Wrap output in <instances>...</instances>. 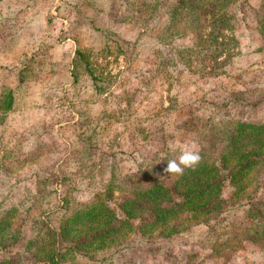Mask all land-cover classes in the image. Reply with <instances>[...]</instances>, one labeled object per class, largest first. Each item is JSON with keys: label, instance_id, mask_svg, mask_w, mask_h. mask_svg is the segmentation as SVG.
I'll list each match as a JSON object with an SVG mask.
<instances>
[{"label": "rangeland", "instance_id": "rangeland-1", "mask_svg": "<svg viewBox=\"0 0 264 264\" xmlns=\"http://www.w3.org/2000/svg\"><path fill=\"white\" fill-rule=\"evenodd\" d=\"M128 1L0 0V52L14 54L11 60L0 55V105L8 90L12 95L11 108L0 111L5 125L0 134V214L16 206L14 219H24L19 239L0 252V259L32 263V255L24 251L25 241L47 233L38 218L48 215L47 224H57L62 214L57 203L61 204L59 197L66 187L76 186L79 190L70 194L86 200L90 197L82 192L86 184L97 185L110 174L135 169L143 164L138 154H161L163 144L179 151L196 150L195 133L203 127L201 102H216L224 92L240 90L245 98L242 106L228 114L262 118L260 105L250 104L264 92V34L257 22V15L264 14V0H239L228 8L242 51L229 67L230 76L199 80L179 68L172 71L170 87L156 68L164 61L167 71L174 69L171 45L158 43L154 31L165 24V13L175 0H159L155 9V4L145 7L141 0H132L131 7ZM140 8L145 10L143 15H138ZM128 13L134 15L132 19H121ZM133 41L137 45L132 46ZM186 43L187 38L175 41ZM76 48L83 51L95 80L76 59ZM73 60L74 79L68 72ZM167 93L176 95L177 102L173 109L162 111ZM161 135L165 143L158 141ZM86 154L87 169L91 161L98 164L101 158L106 167L80 181L74 172L79 156ZM48 171L68 177L64 185L46 183L53 190L41 200V210L52 212L25 214L30 200L19 201L27 188H34L37 176L46 177ZM29 174V180L15 181ZM230 191L224 183L222 195ZM261 194L260 189L251 198ZM114 196H119L117 191ZM243 210L231 206L209 224L169 237L131 234L124 247L69 252L60 264H264L263 246L248 244L224 252L214 248V240L249 224Z\"/></svg>", "mask_w": 264, "mask_h": 264}, {"label": "trees", "instance_id": "trees-1", "mask_svg": "<svg viewBox=\"0 0 264 264\" xmlns=\"http://www.w3.org/2000/svg\"><path fill=\"white\" fill-rule=\"evenodd\" d=\"M147 1H151L152 6ZM157 1L141 0L145 7L151 8L155 4L152 9H155ZM237 1L175 0L168 7L165 24L154 31L158 43L171 45L174 69L167 71L164 61H160L156 68L157 73H163L165 80L169 81L168 87L171 86L172 71L179 68L195 74L199 80L231 75L229 67L234 58L242 54L228 10ZM127 3L131 7L134 5L132 0ZM144 12L140 8L138 15ZM131 16L134 15L124 14L121 19H132ZM257 16L259 32L264 34V14ZM180 38H187L188 43L175 44ZM137 43L133 41L130 44L135 46ZM74 55L95 80L89 62L84 60L83 51L76 48ZM71 65L68 72L74 79L76 68L73 66L77 65L74 60ZM95 87L100 90L98 85ZM243 99L242 91L229 90L216 102L200 103L203 127L195 133V144L202 160L195 170L185 169L181 176L164 173L167 160L177 159L181 151L163 144L161 154L148 157L138 154V160L143 164H137L135 169L119 176L110 174L106 181L100 179L97 185L86 184L82 189L90 195L86 200H76L74 194H70L79 190L76 186L66 187L59 197L61 204L55 202L62 212L56 225L47 224L44 217L52 211L43 214L41 200L53 190L47 188V182L64 185L68 177L58 171H48L46 177L37 176L34 188H27L19 203L30 200L25 214L34 211L47 215L37 221L47 233L25 241L24 251L32 255V263L18 259L17 264H60L69 252L87 254L92 250L124 247L125 239L131 234L169 237L195 225L205 226L235 205L244 208L249 224L235 227L231 236L223 240H214L215 250L232 251L248 244L264 247V184L261 185L264 181V92L255 103H248L260 105V120L228 114L227 111L233 107H241ZM166 100L167 106L160 107L162 111L173 109L177 96L167 93ZM11 106L12 95L8 90L0 111L9 110ZM2 119L0 117V134L5 126ZM160 139L164 141L162 135L158 141ZM132 153L130 151V155ZM79 157L74 173L80 181L97 171L101 173V169L106 167L101 158L98 164L91 161L87 169L85 162L89 156ZM29 179L30 174L15 181ZM224 183L231 187L226 198L222 195ZM260 189L262 194L251 198ZM116 191L119 196H114ZM15 207L11 206L0 214V252L13 246L20 237L24 219H14L18 210ZM15 263L10 258L0 259V264Z\"/></svg>", "mask_w": 264, "mask_h": 264}, {"label": "clouds", "instance_id": "clouds-1", "mask_svg": "<svg viewBox=\"0 0 264 264\" xmlns=\"http://www.w3.org/2000/svg\"><path fill=\"white\" fill-rule=\"evenodd\" d=\"M202 157L199 151L193 148H183L181 154L177 159L167 160L166 167L163 169L164 173L181 176L185 169L195 168L201 163Z\"/></svg>", "mask_w": 264, "mask_h": 264}, {"label": "crops", "instance_id": "crops-1", "mask_svg": "<svg viewBox=\"0 0 264 264\" xmlns=\"http://www.w3.org/2000/svg\"><path fill=\"white\" fill-rule=\"evenodd\" d=\"M0 55H2L6 60H11L14 57V54L10 53V51H7L6 53L0 52ZM70 57L68 58L69 61L71 59Z\"/></svg>", "mask_w": 264, "mask_h": 264}]
</instances>
